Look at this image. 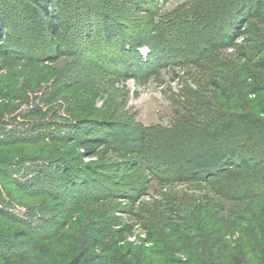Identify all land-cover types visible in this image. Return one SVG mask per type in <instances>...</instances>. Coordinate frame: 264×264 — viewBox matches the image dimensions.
I'll list each match as a JSON object with an SVG mask.
<instances>
[{
  "label": "trees",
  "instance_id": "1",
  "mask_svg": "<svg viewBox=\"0 0 264 264\" xmlns=\"http://www.w3.org/2000/svg\"><path fill=\"white\" fill-rule=\"evenodd\" d=\"M169 1L0 0V52L13 50L7 53L12 58L33 62L64 58L57 81L67 90L83 85L93 96L105 76L147 81L172 66L194 68L186 69L194 86H185L181 111L166 126H145L108 108L97 114L101 118L80 115L74 124L55 128L62 132L49 134L52 141L75 142L91 154L104 146L118 162L75 165L65 157L38 158L42 165L33 169L31 181H21L13 177L17 164L7 158L10 151L0 150V264H131L114 257L124 248L121 230L106 229L120 207L83 218L75 213L84 210L81 201L121 195L133 206L137 189L152 181L170 188L139 216L153 230L149 242L163 244L159 264H176V254L191 257L197 245L221 247L228 222L217 216L224 209L216 195L236 203L264 198V112H252L245 99L264 93V0H187L166 9ZM243 35L236 58H229L228 49ZM3 132L0 147L44 140ZM18 152L25 161L33 158L30 150ZM125 168L131 171L119 173ZM189 181L208 185L205 206L172 187ZM5 185L27 202L43 199L18 215L9 210L15 201ZM192 231L202 241L184 244ZM237 249L231 250L233 258ZM202 262L227 264L213 257Z\"/></svg>",
  "mask_w": 264,
  "mask_h": 264
},
{
  "label": "rangeland",
  "instance_id": "2",
  "mask_svg": "<svg viewBox=\"0 0 264 264\" xmlns=\"http://www.w3.org/2000/svg\"><path fill=\"white\" fill-rule=\"evenodd\" d=\"M184 1L187 0H170L166 9H171ZM245 37L243 35L237 38L235 41L236 48L228 49L229 58H236L237 48L243 44ZM180 39L181 37L176 43H179ZM9 51L13 53V50ZM9 51L0 52V129L4 130L2 134L6 132V135L8 133L10 136L20 135V137L30 139H34V136L37 135L44 136L43 141H33L27 144L16 143L0 147V150L10 151L7 158L14 159L17 164L11 167L14 169L13 177L21 181H31L34 175L33 169L42 165V161L39 159L55 160L58 157H65L75 165L100 164L109 159L118 162L119 156L114 151L109 152L104 146L91 154L78 147L75 142L59 143L52 141L49 134L51 132H62L66 128V123L74 124L80 115L83 118L90 119L97 117L100 112H107L108 108L115 109L120 113H127L136 122L145 126L156 124L166 126L181 111L180 104L187 98L185 86H194L191 77L187 76L186 70H193L194 68L172 66L164 70L160 76L152 77L147 81L109 76L99 78L100 80L97 79L99 80V90L97 93L92 94L93 96H90L91 94L88 93L86 86L75 85L67 90L64 88L66 86L65 82L57 81L59 75L65 69L66 62L64 58H60L55 62H33L19 58L18 55V58H12L7 54ZM141 52L145 55L147 50L142 48ZM245 99L248 101V108L262 117L260 111L264 112V93L262 96L247 95ZM101 117L98 116V118ZM61 126H65V128H61V131L56 132L55 128ZM21 149L32 151V160L25 161L20 158L19 156L23 153L18 151ZM130 171L125 168L119 173ZM3 177L0 174L2 181ZM148 185L146 189H137V198L133 206L130 205L131 202L128 198L121 195L116 196L118 198L96 203L81 201L84 210L81 211L82 213H75V216L83 218L92 213L97 215L104 207H120L116 212L109 215L108 219L111 222L109 221L106 229H109L107 232L121 230L119 235L123 241L119 246L122 244L124 248L117 252L114 257L121 258V256H124L126 259H130L131 264H159L160 261L158 252L163 244L161 242H149L148 239L153 230L147 229L140 217H143L145 208H153V200L160 199L161 194L170 188L164 185L158 186V183L154 181ZM172 187L180 194L196 197L202 206L207 203L204 197L210 189L205 183L189 181L182 184L174 183ZM114 188L124 189L128 192L123 186L115 185ZM5 189L16 202H10L12 206L9 210L18 215L23 214L24 209L31 205L36 207L33 203L41 202L43 199L41 198L40 201L39 198L32 199L27 202V197H23L22 192L17 191L13 186L5 185ZM59 191H61V188ZM216 197L223 204L222 209H224L217 216L223 215L228 222V227L224 231L226 235L219 236V240L223 242L221 247L212 249L208 246L203 249L200 245H197L194 247V254L190 255L191 257H187V254H176L172 255L171 258L177 261L176 264H206L202 262V259L210 260L212 257L219 261L224 260L227 264H237V262L238 264H259L264 259V222L262 223L264 219V198L236 203L221 199L218 195ZM33 210L36 211L35 208ZM94 228L97 229V226ZM202 230L205 231L204 228ZM165 231H168V229ZM169 232L173 236L176 231ZM101 233V241L105 242L107 238L106 230ZM195 233V231H192L194 237L191 233H187L191 236L185 235L187 239H185L184 244H188L192 240L196 245V243L202 241ZM94 235L96 236L97 232ZM109 238L111 236H108L107 240ZM243 245L244 248H242ZM112 248L113 246L110 252H102L103 255L107 256L113 252L114 248ZM130 248H132L133 254L132 257L128 258L125 254ZM236 248L240 253L233 258L235 253L233 254L231 250L234 252Z\"/></svg>",
  "mask_w": 264,
  "mask_h": 264
}]
</instances>
